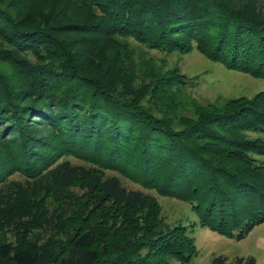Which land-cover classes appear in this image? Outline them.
Listing matches in <instances>:
<instances>
[{
  "label": "trees",
  "instance_id": "obj_1",
  "mask_svg": "<svg viewBox=\"0 0 264 264\" xmlns=\"http://www.w3.org/2000/svg\"><path fill=\"white\" fill-rule=\"evenodd\" d=\"M130 39L264 80V0H0V264L190 261L148 191L237 240L264 223V88L182 116L185 75Z\"/></svg>",
  "mask_w": 264,
  "mask_h": 264
},
{
  "label": "rangeland",
  "instance_id": "obj_2",
  "mask_svg": "<svg viewBox=\"0 0 264 264\" xmlns=\"http://www.w3.org/2000/svg\"><path fill=\"white\" fill-rule=\"evenodd\" d=\"M130 42L136 48L137 61L150 58L162 71L177 67L179 72L185 75V86L178 93L173 94L176 95L177 101L180 100L185 104V108L179 110L182 116H194L193 104L205 106L210 102L222 101L221 99L224 98L251 97L264 88L263 79L227 69L221 63L200 54L196 49L188 53H166L147 49L133 39H130ZM261 137L264 139V134H261ZM71 160L80 162L73 158ZM121 179L129 188L142 189L128 177L123 176ZM12 180L24 182L25 178L15 173L8 177V181ZM148 192L158 200L160 215L167 224H182L193 229L191 236L194 238L196 254L188 262H173V264H211L212 258L217 255L226 257L228 264L234 262L237 257L247 256L254 257L256 264H264V223L255 226L246 237L237 240L200 226L190 203L161 196L155 191ZM1 228L2 226H0V240L13 241L15 236L13 237L11 230Z\"/></svg>",
  "mask_w": 264,
  "mask_h": 264
}]
</instances>
